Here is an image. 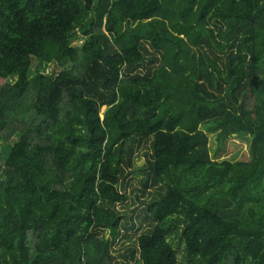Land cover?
<instances>
[{
	"label": "trees",
	"instance_id": "trees-1",
	"mask_svg": "<svg viewBox=\"0 0 264 264\" xmlns=\"http://www.w3.org/2000/svg\"><path fill=\"white\" fill-rule=\"evenodd\" d=\"M210 125L249 157L210 159ZM118 258L264 264V0H0V264Z\"/></svg>",
	"mask_w": 264,
	"mask_h": 264
},
{
	"label": "rangeland",
	"instance_id": "rangeland-1",
	"mask_svg": "<svg viewBox=\"0 0 264 264\" xmlns=\"http://www.w3.org/2000/svg\"><path fill=\"white\" fill-rule=\"evenodd\" d=\"M84 44V41L80 38L79 41L75 42L71 47L78 48ZM35 63L32 65V69L35 68ZM43 74V76L50 75L52 71L57 74V70L54 66L49 65ZM7 81L11 84L16 82V78L14 76L8 77ZM106 108L104 107L101 110V114L105 112ZM202 131L207 135L208 138V153L210 159H215L217 161L221 160H230V161H240L245 160L249 157V147L247 143L241 142L240 140L233 137L231 140L227 142L226 145L223 146L222 150H219V145L216 142V136L218 134V130L215 125H210V127L201 128ZM145 152L144 146L139 149V153L137 157L132 160V166L130 170V179H128V187L126 190L127 202L124 205L117 206L118 209L123 214V219L121 222V233L117 238L118 241L114 248L117 250L116 254H122L128 248L134 247L137 243V238L143 229L148 226V221H145L144 215L145 211L143 208V204L141 202L149 200L155 193L154 188H150L146 195L140 194V190L142 189L138 180L142 179L145 176V158L143 157V153ZM152 194V196L149 195ZM134 226V227H132ZM178 248H180L178 246ZM181 258V255H179ZM116 263L120 264L121 260L116 259Z\"/></svg>",
	"mask_w": 264,
	"mask_h": 264
}]
</instances>
